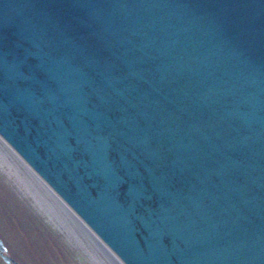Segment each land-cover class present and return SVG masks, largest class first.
Returning a JSON list of instances; mask_svg holds the SVG:
<instances>
[{"label":"water","instance_id":"obj_1","mask_svg":"<svg viewBox=\"0 0 264 264\" xmlns=\"http://www.w3.org/2000/svg\"><path fill=\"white\" fill-rule=\"evenodd\" d=\"M0 138L120 264H264V0H0Z\"/></svg>","mask_w":264,"mask_h":264},{"label":"rangeland","instance_id":"obj_2","mask_svg":"<svg viewBox=\"0 0 264 264\" xmlns=\"http://www.w3.org/2000/svg\"><path fill=\"white\" fill-rule=\"evenodd\" d=\"M46 188L0 138L1 254L17 264H120Z\"/></svg>","mask_w":264,"mask_h":264},{"label":"bare ground","instance_id":"obj_3","mask_svg":"<svg viewBox=\"0 0 264 264\" xmlns=\"http://www.w3.org/2000/svg\"><path fill=\"white\" fill-rule=\"evenodd\" d=\"M39 179V178H38ZM40 180V179H39ZM41 181V180H40ZM42 182V181H41ZM43 183V182H42ZM44 184V183H43ZM45 185V184H44ZM46 186V185H45ZM46 189H48V188H46ZM49 190V189H48ZM50 191V190H49ZM50 193H51V191H50ZM54 196V195H53ZM55 197V196H54ZM55 198H57V197H55ZM58 199V198H57ZM71 212V211H70ZM75 216V215H74ZM76 217V216H75ZM77 218V217H76Z\"/></svg>","mask_w":264,"mask_h":264}]
</instances>
